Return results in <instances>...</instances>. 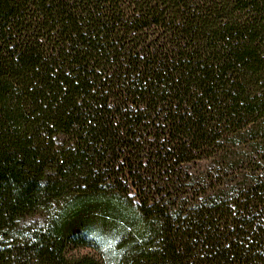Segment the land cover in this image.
Instances as JSON below:
<instances>
[{"label": "trees", "instance_id": "1", "mask_svg": "<svg viewBox=\"0 0 264 264\" xmlns=\"http://www.w3.org/2000/svg\"><path fill=\"white\" fill-rule=\"evenodd\" d=\"M0 264H264V0H0Z\"/></svg>", "mask_w": 264, "mask_h": 264}, {"label": "rangeland", "instance_id": "2", "mask_svg": "<svg viewBox=\"0 0 264 264\" xmlns=\"http://www.w3.org/2000/svg\"><path fill=\"white\" fill-rule=\"evenodd\" d=\"M79 253V254H87V253H90V254H93V253H95L92 249H90V248H83V249H81V250H70V253L71 254H73V253Z\"/></svg>", "mask_w": 264, "mask_h": 264}]
</instances>
